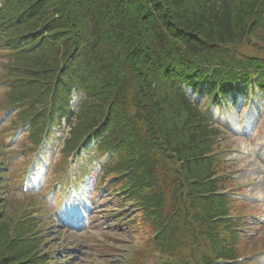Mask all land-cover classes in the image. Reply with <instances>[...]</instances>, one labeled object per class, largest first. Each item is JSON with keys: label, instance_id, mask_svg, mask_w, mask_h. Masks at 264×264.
Listing matches in <instances>:
<instances>
[{"label": "trees", "instance_id": "1", "mask_svg": "<svg viewBox=\"0 0 264 264\" xmlns=\"http://www.w3.org/2000/svg\"><path fill=\"white\" fill-rule=\"evenodd\" d=\"M0 50L11 125L26 133L21 160L44 131V150L59 134L51 185L68 156L76 182L91 171L80 160L101 157L161 264H242L231 132L215 109L231 111L233 90L264 96V0H0ZM12 157L0 140V264H52L34 202L16 209Z\"/></svg>", "mask_w": 264, "mask_h": 264}, {"label": "rangeland", "instance_id": "2", "mask_svg": "<svg viewBox=\"0 0 264 264\" xmlns=\"http://www.w3.org/2000/svg\"><path fill=\"white\" fill-rule=\"evenodd\" d=\"M6 64L7 56L0 50V140L7 155L13 156L8 162V173L11 175L9 190L15 196L18 210L28 202H34V207H29L27 211L39 213L35 218L42 221V242H45L41 248L45 252L49 249L56 251L54 264H161L162 257L151 248L152 233L142 218L141 209L132 201L124 200L123 193L115 194L112 184L118 185V181L112 174L104 175L102 158L88 162L92 166L91 175L87 177L82 192L90 209L85 208L86 220L77 222L76 228H64L58 221L55 222L52 209H48L46 201L39 196L31 197L20 192L19 188L15 189L20 179L22 181L26 176V162L19 158L21 154L17 152L27 139L24 131H17L11 125L17 107L6 111ZM234 103L235 108L227 120L232 133L227 136L223 148L229 153L228 165L233 185L230 192H234L235 198L239 199L233 204V209L242 214V220L247 224L236 238V256L240 257L238 262L242 264H264V97L249 106L239 95ZM259 105L262 110L258 109ZM217 114L225 117L224 109H217ZM66 132L67 127L64 134ZM61 147L62 141H55L52 150L46 149L44 156L54 163ZM83 160L80 162L82 165L85 164ZM39 174L44 183L45 171ZM48 184L47 181L43 189L48 188ZM63 200L60 197L54 199L53 207L62 204ZM62 255L69 258L61 259Z\"/></svg>", "mask_w": 264, "mask_h": 264}]
</instances>
